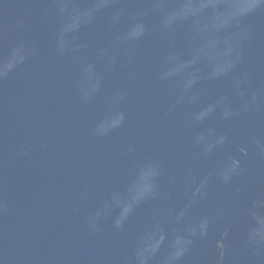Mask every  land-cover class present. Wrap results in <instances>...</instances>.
<instances>
[{
	"label": "water",
	"instance_id": "95a60500",
	"mask_svg": "<svg viewBox=\"0 0 264 264\" xmlns=\"http://www.w3.org/2000/svg\"><path fill=\"white\" fill-rule=\"evenodd\" d=\"M258 218L264 7L0 0V264H264Z\"/></svg>",
	"mask_w": 264,
	"mask_h": 264
},
{
	"label": "clouds",
	"instance_id": "9594fccd",
	"mask_svg": "<svg viewBox=\"0 0 264 264\" xmlns=\"http://www.w3.org/2000/svg\"><path fill=\"white\" fill-rule=\"evenodd\" d=\"M214 7H216V5H214ZM260 7H264V0H218V11L225 16L229 21H236L237 23L239 22V20L248 15L249 13L253 12L254 10L260 8ZM222 9V10H221ZM61 11H64L63 8H61ZM239 44V39H238V34L236 36V38L231 37V43L227 46L223 56H222V65H223V74H227V72H229L234 66L235 64L239 61L240 57L237 54V56L235 57V59L232 58V52L236 50V48L238 47ZM24 59V56L22 55L21 51L19 49L14 50L12 53V56L10 57V59L5 63L7 71L5 73H3V75H6L7 72L9 70H11L16 63L22 61ZM172 72L167 73L166 75H172ZM194 82L192 80H189V86L190 84ZM240 81L238 80L236 82V87L237 89H239L240 86ZM187 89H185L186 91ZM239 94L241 96L244 95V92L242 90H240ZM226 97H221L220 99V105L223 106V114L225 118H228L229 116L233 115L230 105L225 104ZM252 101L255 102L256 101V96L253 95L252 96ZM243 109L247 110L248 108V104L245 103L243 104ZM213 109H208L205 111H202L201 113L197 114L195 116L196 120H203L210 111H212ZM204 140V136L201 135L198 138V141H203ZM224 142V136H220L215 143H209L207 145V147L205 148V151L210 152L215 146L216 144H222ZM243 151V149H242ZM240 166V162L238 160H232V165L231 167L225 172L224 174V180L227 181L230 177V175L235 174L237 169ZM258 220L260 221V225L261 227L259 229H253L251 235H250V239L249 242H259V243H264V220H260L258 218ZM197 227L200 229H205L207 227V220H204L200 225L194 227L192 229V235L196 234L197 231ZM259 238V240L257 241L256 238ZM192 243L191 240H188L186 242V246L179 250L178 252L175 253V258H178L180 255H183V253L187 250V246L190 245ZM153 249H151L150 247H145V249L143 250L142 255V259L144 261L147 260L148 257H150V255L152 254Z\"/></svg>",
	"mask_w": 264,
	"mask_h": 264
}]
</instances>
